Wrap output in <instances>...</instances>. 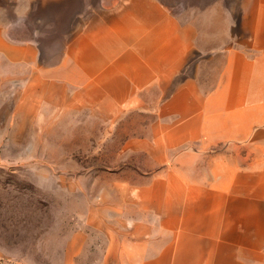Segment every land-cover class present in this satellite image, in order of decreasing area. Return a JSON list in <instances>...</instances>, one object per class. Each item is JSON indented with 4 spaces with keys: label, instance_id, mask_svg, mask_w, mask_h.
<instances>
[{
    "label": "rangeland",
    "instance_id": "rangeland-1",
    "mask_svg": "<svg viewBox=\"0 0 264 264\" xmlns=\"http://www.w3.org/2000/svg\"><path fill=\"white\" fill-rule=\"evenodd\" d=\"M162 1L177 14L196 12L203 24L205 12L216 19L239 11L233 0ZM84 3L0 0L1 34L38 45L39 62L53 63L58 75L22 94L7 79L13 58L0 52V264H124L109 253L125 241L121 223H129V255L138 256L141 243L151 247L163 238L157 222L176 219V193L204 181L212 167L199 111L204 102L163 98L157 85L133 92L126 84L62 79L67 23H77ZM196 108L199 139L180 142V112ZM197 208H184L188 219ZM143 263L169 262L129 260ZM246 264H264V255Z\"/></svg>",
    "mask_w": 264,
    "mask_h": 264
},
{
    "label": "crops",
    "instance_id": "crops-1",
    "mask_svg": "<svg viewBox=\"0 0 264 264\" xmlns=\"http://www.w3.org/2000/svg\"><path fill=\"white\" fill-rule=\"evenodd\" d=\"M231 3L239 6L238 13L214 19L205 12L203 24L196 12L177 14L162 0H85L77 23H67L60 65L66 82L126 84L133 92L157 85L163 86V98L204 102L202 110L181 111L177 124L180 142H194L199 139L196 117L199 111L204 115L212 166L201 178L206 181L194 179L176 193V219L157 222L163 238L151 247L141 243L138 256L129 255L135 253L129 251V223H121L125 241L109 253L124 264L263 261L264 0ZM39 51L38 45L12 43L0 32V52L15 63L7 79H15L22 94L58 77L53 63L39 62ZM195 203L198 208L188 219L184 208Z\"/></svg>",
    "mask_w": 264,
    "mask_h": 264
}]
</instances>
